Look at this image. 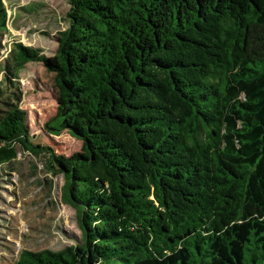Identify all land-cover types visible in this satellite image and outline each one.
<instances>
[{"label": "trees", "instance_id": "1", "mask_svg": "<svg viewBox=\"0 0 264 264\" xmlns=\"http://www.w3.org/2000/svg\"><path fill=\"white\" fill-rule=\"evenodd\" d=\"M66 18L52 57L7 47L0 0V165L61 176L83 238L12 264H264V0H70ZM29 63L59 89L43 129L80 152L34 142Z\"/></svg>", "mask_w": 264, "mask_h": 264}, {"label": "rangeland", "instance_id": "2", "mask_svg": "<svg viewBox=\"0 0 264 264\" xmlns=\"http://www.w3.org/2000/svg\"><path fill=\"white\" fill-rule=\"evenodd\" d=\"M7 13L3 44L19 42L55 55L59 34L69 25L66 14L70 0H2ZM6 51L1 50L5 55ZM21 108L35 143L51 147L58 155L80 152L82 141L66 134L49 135L43 124L55 113V75L38 63L19 72ZM82 231L76 210L64 200V180L50 176L39 159L19 154L11 166L0 165V264L14 263L22 251L51 252L80 244Z\"/></svg>", "mask_w": 264, "mask_h": 264}]
</instances>
